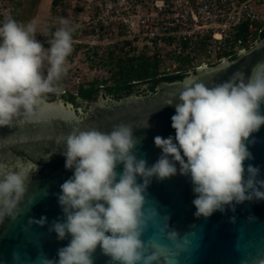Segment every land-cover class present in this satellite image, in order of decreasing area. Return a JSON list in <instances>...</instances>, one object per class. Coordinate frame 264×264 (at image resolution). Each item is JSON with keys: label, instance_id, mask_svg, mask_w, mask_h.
<instances>
[{"label": "clouds", "instance_id": "1", "mask_svg": "<svg viewBox=\"0 0 264 264\" xmlns=\"http://www.w3.org/2000/svg\"><path fill=\"white\" fill-rule=\"evenodd\" d=\"M60 24L45 47L36 38L35 20L0 23V128L43 118L47 96L60 92L76 30L66 18ZM168 105L175 107V137H154L161 156L151 166L135 154L140 140L127 124L108 132L76 129L65 138L62 155L73 174L60 186L63 219L54 221L50 231L68 243L58 249L56 259L42 257L40 264H94L97 248L109 264H169L166 246L145 239L153 229L177 257L191 255L188 234L181 236L170 227V216L161 214L154 202L149 206L147 189L153 179L189 177L197 218L264 201L260 169L251 164L245 168L253 158L249 138L264 126V62L247 76L234 73L214 86L190 78L178 102ZM30 178L0 163V225L16 220L25 210L21 205L32 203L26 200ZM33 223L42 227L47 217L29 221ZM19 261V253H13V264Z\"/></svg>", "mask_w": 264, "mask_h": 264}, {"label": "water", "instance_id": "2", "mask_svg": "<svg viewBox=\"0 0 264 264\" xmlns=\"http://www.w3.org/2000/svg\"><path fill=\"white\" fill-rule=\"evenodd\" d=\"M259 62H264V39L233 60L198 69L182 81L161 83L155 92L133 94L119 101L100 94L86 103V112L63 99H46L43 118L18 120L11 127L0 128V163L31 177L26 200H32L30 205H21L25 210L16 220L6 219L0 225V264H13V253H19V264H40L42 257L56 259L58 249L67 245L68 240H58L50 228L54 221L63 219L58 195L60 186L73 173L65 168L62 148L72 131L95 128L108 132L116 125L127 124L140 140L135 154L151 166L161 156L154 137H175L171 127L175 107L168 104L178 102V94L190 78L214 86L234 73L247 76ZM248 147L253 158L245 161V168L249 164L259 168V178L264 179V126L249 138ZM121 171L119 166L117 172ZM147 193L149 206L154 202L161 214L170 216V227L181 236L188 234L192 241L191 255L177 257L172 245L155 229L150 230L145 239L166 246L169 264H264V201L245 202L236 205L235 211L227 209L209 218H197L189 177L177 174L164 181L153 179ZM41 217H47L44 226L29 224ZM93 259L94 264H109L99 248Z\"/></svg>", "mask_w": 264, "mask_h": 264}, {"label": "built area", "instance_id": "3", "mask_svg": "<svg viewBox=\"0 0 264 264\" xmlns=\"http://www.w3.org/2000/svg\"><path fill=\"white\" fill-rule=\"evenodd\" d=\"M95 1L96 10L102 13L107 8L111 20L121 27L116 33L120 38L114 43L122 46L129 42V48L136 47L130 56L145 48L163 50L169 59L162 74L189 75L229 60L258 42L253 35L264 29V0ZM93 28L87 31L89 36L99 38L101 28ZM241 32L247 34L246 39L239 37ZM75 85L79 91L84 84L68 73L59 82L60 92L49 95L66 96Z\"/></svg>", "mask_w": 264, "mask_h": 264}, {"label": "rangeland", "instance_id": "4", "mask_svg": "<svg viewBox=\"0 0 264 264\" xmlns=\"http://www.w3.org/2000/svg\"><path fill=\"white\" fill-rule=\"evenodd\" d=\"M51 7L52 0H37L33 6L28 0H0V15L3 17L0 23L8 19H15L21 23L35 20L36 38L44 43L45 47H48V41L51 40L53 32L61 27V18H66L70 25L76 26L73 33V52L68 58L69 74L74 79H79L80 83L85 86L95 80L107 78L106 71L92 62L87 54L88 50L93 48H99L103 53L104 49L115 46L114 42L120 38V36L116 37V33L121 30V27L116 21L111 20L107 8H104L102 13L101 10H96L97 2L95 0H65L56 10L52 11ZM94 26L101 28L99 38H92L87 32L94 29ZM79 45H86V47L77 49ZM78 86L70 88L74 95L78 91Z\"/></svg>", "mask_w": 264, "mask_h": 264}, {"label": "trees", "instance_id": "5", "mask_svg": "<svg viewBox=\"0 0 264 264\" xmlns=\"http://www.w3.org/2000/svg\"><path fill=\"white\" fill-rule=\"evenodd\" d=\"M64 1L65 0H54V10H56L60 4L64 3ZM2 19L3 17L0 15V21ZM260 25L262 24L260 23L256 25V27L259 29ZM247 28V24L244 25L243 29L245 31ZM239 37L246 39L247 34L241 32L239 33ZM263 39L264 31L262 34H259L258 31L254 33V41ZM130 46L131 43L129 42L122 46H111L104 49L103 53H101L99 48L89 49L87 52L88 58L97 64L99 68L104 69L108 77L102 80H95L88 86H81L77 96L72 93L60 97L57 95H48L46 99L48 101H55L61 98L67 103H72L75 107L83 108L84 112H86L88 106H84V101H95L101 91H103L105 97L119 101L133 94L142 95L155 92L156 88L161 83L182 81L187 77L185 74L170 75L161 73L162 66H164L169 59V57L163 53L162 49L152 51L145 48L141 53H134L133 56H130V53L136 50V47L129 48ZM82 47L86 46L79 45L77 49ZM234 58H236V56L229 60H233ZM67 74L64 77H66ZM144 88L149 91L147 93L139 92Z\"/></svg>", "mask_w": 264, "mask_h": 264}, {"label": "flooded vegetation", "instance_id": "6", "mask_svg": "<svg viewBox=\"0 0 264 264\" xmlns=\"http://www.w3.org/2000/svg\"><path fill=\"white\" fill-rule=\"evenodd\" d=\"M29 1V3H31V6H33L34 4H36V2H37V0H28ZM53 1L54 0H52V7H51V10L53 11L54 10V5H53ZM53 24V23H52ZM102 90H104V89H102ZM149 90L148 89H143V90H140L139 92H143V93H147ZM100 94H103V91H101L100 93H99V95ZM88 101H84V106H87V103ZM89 102H91V101H89ZM77 110H80V109H82V110H84L83 108H81V107H75Z\"/></svg>", "mask_w": 264, "mask_h": 264}]
</instances>
